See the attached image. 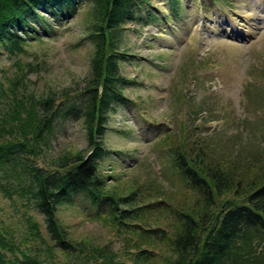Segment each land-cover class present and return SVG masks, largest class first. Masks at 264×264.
I'll return each mask as SVG.
<instances>
[{
	"label": "rangeland",
	"instance_id": "374dc122",
	"mask_svg": "<svg viewBox=\"0 0 264 264\" xmlns=\"http://www.w3.org/2000/svg\"><path fill=\"white\" fill-rule=\"evenodd\" d=\"M149 1L124 25L117 43L127 53L119 63L120 74L131 83L121 88L128 102L115 101L108 113L103 142L110 152L100 170L121 194L140 192L149 229L170 230L175 218L161 195L165 192L175 206L196 203L173 168L181 144L187 151L204 144L219 155L250 156L264 149V103L261 107L256 101L258 95L264 97V0ZM40 15L31 24L34 31L30 26L28 33L18 31L29 41L23 53L11 56L0 47V80L7 85L5 77L15 73L19 62L31 68L22 83L27 95L39 99L53 94L56 106L62 101L82 104L94 54L89 38L93 5L83 2L66 17L42 10ZM36 32L39 38H32ZM46 140L42 153L26 154L31 167L49 169L62 154L90 150L81 116L58 114ZM14 197L12 203L0 194V228L20 236L29 214L44 225L27 199ZM58 216L73 241L108 246L119 254L126 248L124 237L103 223L88 202L66 204ZM42 231L47 234L44 226Z\"/></svg>",
	"mask_w": 264,
	"mask_h": 264
},
{
	"label": "trees",
	"instance_id": "16d2710c",
	"mask_svg": "<svg viewBox=\"0 0 264 264\" xmlns=\"http://www.w3.org/2000/svg\"><path fill=\"white\" fill-rule=\"evenodd\" d=\"M86 1L93 5L89 38L94 54L82 104L62 101L56 106L53 94L39 99L27 95L22 83L31 68L19 62L15 73L5 77L7 85L0 80V194L12 203L18 194L44 217L42 225L29 214L20 236L0 228V264H125L122 256L134 264L159 259L163 264H264V149L250 156L219 155L204 144L188 151L181 144L173 168L194 192L196 203L175 206L165 192L160 194L165 210L175 218L170 230L149 229L140 192L121 194L101 174L100 163L110 152L103 142L108 113L115 101L128 102L121 88L131 83L120 74L119 63L127 53L119 51L117 43L124 25L136 19L149 0H0V47L18 56L29 42L18 31L28 33L33 19L42 18L40 10L66 17ZM256 101L262 107L264 97L258 95ZM58 114L83 118L90 150L62 154L49 169L31 167L26 154L42 153ZM262 127L264 136V122ZM76 200L96 207L102 222L124 237L121 254L71 239L58 211ZM132 248L136 251L130 253Z\"/></svg>",
	"mask_w": 264,
	"mask_h": 264
},
{
	"label": "bare ground",
	"instance_id": "6f19581e",
	"mask_svg": "<svg viewBox=\"0 0 264 264\" xmlns=\"http://www.w3.org/2000/svg\"><path fill=\"white\" fill-rule=\"evenodd\" d=\"M47 29V28H46ZM238 35V34H237ZM241 37V36H240Z\"/></svg>",
	"mask_w": 264,
	"mask_h": 264
}]
</instances>
